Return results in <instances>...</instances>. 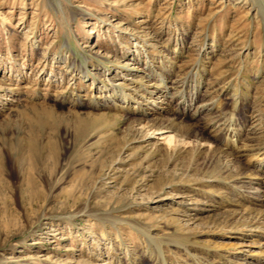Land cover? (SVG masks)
I'll list each match as a JSON object with an SVG mask.
<instances>
[{
    "label": "rangeland",
    "instance_id": "1",
    "mask_svg": "<svg viewBox=\"0 0 264 264\" xmlns=\"http://www.w3.org/2000/svg\"><path fill=\"white\" fill-rule=\"evenodd\" d=\"M113 86L123 111L91 107ZM247 147L252 0H0V264H264Z\"/></svg>",
    "mask_w": 264,
    "mask_h": 264
},
{
    "label": "bare ground",
    "instance_id": "2",
    "mask_svg": "<svg viewBox=\"0 0 264 264\" xmlns=\"http://www.w3.org/2000/svg\"><path fill=\"white\" fill-rule=\"evenodd\" d=\"M252 4H255L256 8H257V11L258 13H260V16L262 17V21H263V24H264V5H262L260 3V0H252ZM197 82V81H196ZM195 83V82H194ZM163 84V83H162ZM116 85V84H115ZM196 88L202 86L200 82L196 83L194 85ZM164 87V86H163ZM190 88V87H189ZM123 90V89H122ZM168 88H166V91H165V95H164V98H163V104L165 103H168L172 100V95L170 92H168ZM194 90V88H193ZM235 93L233 92V95ZM125 95V94H124ZM175 95V94H174ZM115 97V98H114ZM234 97V96H233ZM84 98V97H83ZM127 99V98H126ZM83 100V99H82ZM124 99V96H123V91H121L119 88H117L116 86H113L112 89H110V91H108V93L103 97L102 100H95L94 103L92 104L93 108H103V109H109L111 111H114L115 113L118 112V111H123V108L119 105ZM81 102V101H79ZM78 102L77 105H79L80 103ZM126 103V102H125ZM234 104V103H233ZM229 105V104H228ZM108 106H111L112 108H109ZM123 106V105H122ZM140 106V105H139ZM188 106H190V104L186 105L185 107L182 105V109H187ZM212 107V106H211ZM232 107V106H231ZM237 106L235 105V108ZM113 109V110H112ZM143 110V108H141ZM163 109V108H162ZM151 110V109H150ZM164 110V109H163ZM235 110V109H234ZM233 111V110H232ZM236 111V110H235ZM134 112V111H133ZM132 112V113H133ZM147 112V111H146ZM154 112V111H153ZM142 115H145V112L144 113H140ZM148 115V114H146ZM254 133V131L252 132ZM229 134L228 131H226V134H225V140H224V146L227 145V148H228V151L230 152H226V150L223 152L224 154L228 155V156H239L240 155V152H241V145H239L238 141L233 140V143H231L232 145L236 142V145L234 146H230V144L228 143L229 140L226 138L227 135ZM151 135V134H150ZM166 141H169L170 143L174 142L176 140H173L172 138H165ZM231 141V140H230ZM179 144V143H178ZM175 146V145H174ZM196 146H197V149H200L201 147L204 146V144L200 141V140H197L196 141ZM249 149V152H254L252 153L251 155L254 157L255 161L258 163L259 166L263 165L264 166V147L263 148H259V149H256V150H253L252 147H247ZM247 150V149H246ZM254 154V155H253ZM258 178H260L261 180V177H260V174L258 175ZM262 181V180H261ZM253 215V214H252ZM260 218V220H262V222H264V211H262L261 213H256V215L252 216V218ZM264 224V223H263ZM264 227V225H263ZM263 230V228H261ZM259 230V229H257ZM262 232V231H261ZM148 239V238H147ZM175 243V241H174Z\"/></svg>",
    "mask_w": 264,
    "mask_h": 264
}]
</instances>
